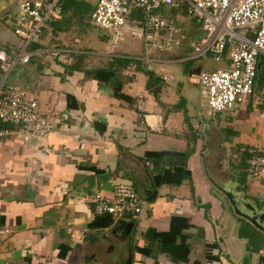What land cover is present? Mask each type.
Listing matches in <instances>:
<instances>
[{"label":"crops","instance_id":"obj_1","mask_svg":"<svg viewBox=\"0 0 264 264\" xmlns=\"http://www.w3.org/2000/svg\"><path fill=\"white\" fill-rule=\"evenodd\" d=\"M16 1L0 0V48L7 51L19 42L11 31ZM96 2L63 0L61 19L31 45L69 48L70 63L32 55L21 64L54 128L28 142L0 139V264H123L127 241L106 235L116 218L75 201L96 191L111 196L121 182L150 198L139 214L124 217L134 220L131 264H264V231L237 216L207 177L262 199L263 178L248 177L243 159L246 148H264V121L247 103L188 113L183 79L194 71L187 65L173 67V79L159 85L131 61L106 82V71L96 70H106V46L115 42L106 44L91 19Z\"/></svg>","mask_w":264,"mask_h":264},{"label":"built area","instance_id":"obj_2","mask_svg":"<svg viewBox=\"0 0 264 264\" xmlns=\"http://www.w3.org/2000/svg\"><path fill=\"white\" fill-rule=\"evenodd\" d=\"M62 1H16V20L11 31L19 42L12 51L0 48V139L28 142L32 138L48 137L54 128V122L40 107L36 96L7 78L18 63L29 62L32 55H49L71 62L73 50L69 48H31L46 26L61 19ZM133 8L143 13V21L137 28L128 26ZM163 8L166 12L183 11L201 21L205 35L183 55L168 57L158 53L168 52L173 44L179 43L174 37L179 28L158 14ZM91 19L105 31L106 37L114 33L112 43L124 30L142 37L145 55L133 57V60H138L146 71L153 72L163 82L173 79V67L178 64L201 61L210 55L218 67L191 72L185 77L189 83L202 88L207 108L212 112H224L247 103L264 121V85L259 87L256 82L258 60L264 58V0H97ZM164 32L168 35L165 41L159 37ZM152 33H158V38ZM151 48L155 49L149 53ZM137 108L140 110L141 105ZM245 151L247 176L264 181V148L248 147ZM262 200L264 202V182ZM75 201L88 203L94 215L124 218L139 214L144 198L130 182H121L114 184L111 196L96 191Z\"/></svg>","mask_w":264,"mask_h":264},{"label":"rangeland","instance_id":"obj_3","mask_svg":"<svg viewBox=\"0 0 264 264\" xmlns=\"http://www.w3.org/2000/svg\"><path fill=\"white\" fill-rule=\"evenodd\" d=\"M95 0H85V3L89 2L88 5L89 7L91 6L92 3H94ZM134 13H141V15H143L142 11L136 8H133L131 11V14L128 16V26L129 27H138V24H140V22L138 21L136 15ZM158 14L162 15V17L165 20H168L170 22H172L177 28H179V32L177 34H175V39L178 40V44L172 45V49L170 51H178L183 50V53L181 55H183L186 50H190L192 47V44L194 42V40L199 37L204 35V31L201 28V21L198 17L193 16V15H188L186 13H184L183 11L180 12H176V11H169L166 12L163 9L158 10ZM86 25V24H85ZM88 30V29H87ZM91 31V30H90ZM103 31V30H102ZM89 32V30H88ZM105 32V31H103ZM152 35L155 38H158V33H152ZM163 41L166 40V38L168 37L167 32L161 33L159 36ZM106 38V44L108 43V40H114V33H111L108 35V37ZM155 48H151L150 52H153ZM161 56H168L167 52H158ZM106 67H110L113 66V60L114 59H118V58H123V57H136V58H143L145 55V46H144V40L142 37L138 36L137 33L131 31V30H124L121 33H119V35L115 38V44H113L111 47L106 46ZM176 56H180V55H175ZM34 58H36L34 56ZM111 60V61H110ZM143 65V64H142ZM190 67V69H192L194 72H200V71H205V70H212L216 67H218L219 65L217 64V62L213 61V58L208 55L206 57V59L204 60H190L188 62H184V63H180L178 66L179 68L185 67V66ZM21 64L19 65V63L15 66L14 70H16V73L11 72L8 75L7 80L15 83V84H23L24 88L28 91V85L26 83H24L23 81V76H22V72L20 71L21 68ZM144 67V65H143ZM145 68V67H144ZM184 80V84L186 89L188 90V96L190 98L189 95V90L191 91V97L189 99V105H188V113H190L191 115L195 114L194 111L196 109H201L205 114H207V112H209V109L206 106V102H205V98L204 95L202 93V88L199 85H193V84H189L186 82L185 79ZM22 86V87H23ZM29 92V91H28ZM208 115V114H207ZM10 140H19L16 138H8ZM230 152V151H229ZM218 182H221L222 184L228 186H234L231 182L227 181V180H216ZM135 183V182H134ZM236 193H238L240 196H242V189L240 188V190L235 189ZM145 203V202H144ZM254 205L256 206V208L261 209L264 211V202L262 199H258L257 200H253ZM233 210V209H232ZM116 244V243H115ZM113 247L112 249H110L108 251V253H106V255L109 257V260H113L116 258V250L117 248L114 247V244H108L107 246V250L109 247Z\"/></svg>","mask_w":264,"mask_h":264},{"label":"water","instance_id":"obj_4","mask_svg":"<svg viewBox=\"0 0 264 264\" xmlns=\"http://www.w3.org/2000/svg\"><path fill=\"white\" fill-rule=\"evenodd\" d=\"M261 66L262 62L261 59L258 60L257 65V77H259L261 73ZM207 177L209 178L210 182L226 196V198L229 201V204L231 205L233 212L239 216L242 217L248 221H250L252 224H254L257 228L264 231V211L261 209L256 208L253 201H250L244 196H240L238 193H236L235 189H239L233 186H226L222 184L221 182H218L214 180L212 177H210L207 174ZM152 195H155V192H153ZM144 199L149 200L150 198L143 197ZM134 225V220L127 219V218H116V220L113 222L112 226L108 228L106 231V235H112L116 237L117 239L121 241H127V255L126 258L123 260V264H131L132 261V253H131V244L130 239L132 235V228ZM116 264V263H115Z\"/></svg>","mask_w":264,"mask_h":264},{"label":"trees","instance_id":"obj_5","mask_svg":"<svg viewBox=\"0 0 264 264\" xmlns=\"http://www.w3.org/2000/svg\"><path fill=\"white\" fill-rule=\"evenodd\" d=\"M138 19L139 22H142L143 21V15H141V13H134ZM131 61H135V62H138V60H132L130 58H127V57H123V58H118V59H114L113 60V66H110V67H106V70H101V69H97L96 72L97 74H100L101 71H106V82L107 81H110L112 78H114V76L116 75L117 71L120 69V67H123V66H126L128 65ZM262 62V66H261V73L259 75V77L257 78L256 82H257V85L259 87L263 86L264 85V58L261 60ZM139 63V62H138ZM147 72V76H148V82H155L157 84L160 85V82L161 80L159 78H157L153 72L151 71H146ZM115 93H117V96L120 97V98H123V99H128V97L122 93H120V89L118 88H115ZM166 151H161V152H147V156H157V155H161V154H165ZM246 154V152H245ZM246 159V156L245 158L243 159L245 161ZM105 216V215H103ZM106 216H110V215H107Z\"/></svg>","mask_w":264,"mask_h":264}]
</instances>
